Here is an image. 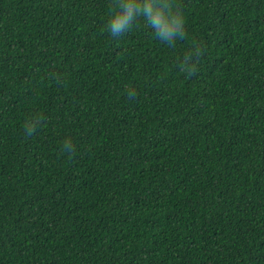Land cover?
Segmentation results:
<instances>
[{"label": "trees", "instance_id": "16d2710c", "mask_svg": "<svg viewBox=\"0 0 264 264\" xmlns=\"http://www.w3.org/2000/svg\"><path fill=\"white\" fill-rule=\"evenodd\" d=\"M116 2L0 0V264H264V0Z\"/></svg>", "mask_w": 264, "mask_h": 264}, {"label": "clouds", "instance_id": "9594fccd", "mask_svg": "<svg viewBox=\"0 0 264 264\" xmlns=\"http://www.w3.org/2000/svg\"><path fill=\"white\" fill-rule=\"evenodd\" d=\"M140 18L152 29L155 37L168 48L186 37L185 16L174 0H117L106 24V31L119 37L129 31ZM196 52H189L183 58L182 70L191 72L192 59ZM133 95V93H129ZM38 121L28 120L24 124L26 134H31ZM64 151H71L70 140L62 145Z\"/></svg>", "mask_w": 264, "mask_h": 264}]
</instances>
